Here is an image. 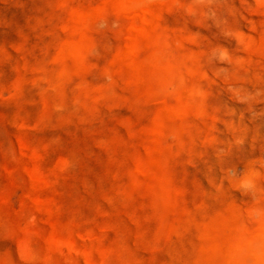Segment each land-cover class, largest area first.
Returning a JSON list of instances; mask_svg holds the SVG:
<instances>
[{
    "label": "rangeland",
    "instance_id": "rangeland-1",
    "mask_svg": "<svg viewBox=\"0 0 264 264\" xmlns=\"http://www.w3.org/2000/svg\"><path fill=\"white\" fill-rule=\"evenodd\" d=\"M0 264H264V0H0Z\"/></svg>",
    "mask_w": 264,
    "mask_h": 264
}]
</instances>
